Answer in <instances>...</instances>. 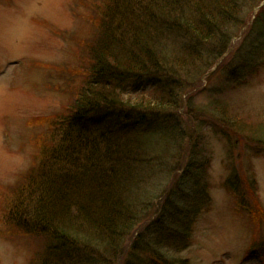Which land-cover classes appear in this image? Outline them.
I'll list each match as a JSON object with an SVG mask.
<instances>
[{"label":"trees","instance_id":"trees-1","mask_svg":"<svg viewBox=\"0 0 264 264\" xmlns=\"http://www.w3.org/2000/svg\"><path fill=\"white\" fill-rule=\"evenodd\" d=\"M252 2L79 0L94 29L73 36L74 66H49L66 84L54 90L68 98L57 115L29 121L43 131L33 137L36 152L19 182L21 217L13 226L18 235L40 236L32 263L191 264L171 252L189 246L210 205L206 142L216 132L196 116L194 131L203 137L193 138L178 110L197 77L193 70L224 54L223 40H230L234 24L245 25L241 14ZM262 45L258 40L255 50ZM248 56L242 67L227 70L232 90L264 68V58ZM232 101L215 97L210 123L240 143L262 132ZM257 138L251 140L261 143ZM243 182L230 185L261 227L264 210L244 199ZM31 190L33 207L23 197Z\"/></svg>","mask_w":264,"mask_h":264},{"label":"rangeland","instance_id":"rangeland-1","mask_svg":"<svg viewBox=\"0 0 264 264\" xmlns=\"http://www.w3.org/2000/svg\"><path fill=\"white\" fill-rule=\"evenodd\" d=\"M262 1L253 0L241 14L249 24L241 26L240 21L234 24L230 40H223V47L227 44L225 54L215 64L208 66L211 60L208 63L204 60L193 70L197 77L188 86L183 97L185 104L181 103L178 110L185 125L191 128L193 138L203 137L194 131L196 116L205 117L207 125L213 120L209 114L215 97L223 103L228 99L231 103L233 99L232 103L241 113L262 130L257 135L251 133V139L258 141L257 136L264 137V71L249 86L233 90L223 78L226 67L236 68L244 63L249 42L257 36L264 39V23L256 25L257 19L260 20V6L254 7ZM77 3V0H0V264H41L39 258L33 257L32 263L29 257L34 242H25V237L15 233L13 220L21 217V203L16 195L22 175L30 167L34 151L31 140L43 131L27 125L28 119L40 114L57 115L68 98L61 93L64 91L54 90L55 83L63 88L65 80L51 68L45 73L41 64L75 65L72 37L85 32L90 35L94 29L83 17L77 19L76 13L82 12ZM213 71L220 72L206 80ZM197 78L203 81L199 88L192 90ZM191 103L197 106L194 110L189 107ZM216 126L221 132L222 125L216 123ZM211 134L208 142L214 158L209 167V197L213 208L195 225L194 242L180 255L190 258L194 264H262L260 254L258 257L250 254L249 247L253 236L256 240L264 239V227L253 228L247 214L234 212V198L223 188V182L231 177L239 183L242 178L244 182L238 187L246 188L247 192L239 188L244 199L264 209V151L255 155L256 142L251 139L240 143L237 136ZM23 197L26 206H37L33 190L26 191ZM174 255L178 256L173 252Z\"/></svg>","mask_w":264,"mask_h":264},{"label":"bare ground","instance_id":"bare-ground-1","mask_svg":"<svg viewBox=\"0 0 264 264\" xmlns=\"http://www.w3.org/2000/svg\"><path fill=\"white\" fill-rule=\"evenodd\" d=\"M131 243V242H130Z\"/></svg>","mask_w":264,"mask_h":264}]
</instances>
